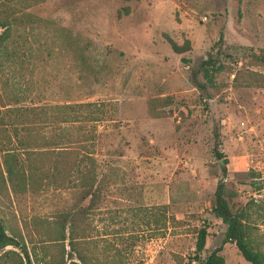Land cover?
<instances>
[{"label":"rangeland","instance_id":"rangeland-1","mask_svg":"<svg viewBox=\"0 0 264 264\" xmlns=\"http://www.w3.org/2000/svg\"><path fill=\"white\" fill-rule=\"evenodd\" d=\"M28 11L0 51V95L46 106L44 131L73 138V151L35 158L43 186L1 202L20 246L1 247L0 264H29L24 246L31 264L63 252L70 263L68 241L52 240L63 213L79 214L90 264H202L219 247L225 264H252L213 212L225 176L214 147L217 130L233 203L263 207L264 248V0H46ZM66 103L83 107L56 106Z\"/></svg>","mask_w":264,"mask_h":264},{"label":"trees","instance_id":"trees-1","mask_svg":"<svg viewBox=\"0 0 264 264\" xmlns=\"http://www.w3.org/2000/svg\"><path fill=\"white\" fill-rule=\"evenodd\" d=\"M45 1L0 0V28L3 29L0 34V51L7 48L9 39L18 29V25L22 24L21 19L25 15H29L28 9ZM222 40L223 37L220 38V41ZM172 47L175 52H182L175 44H172ZM255 57L264 63V54L255 55ZM211 60L209 58L202 62L201 69L205 76H209L210 69L215 67ZM216 69L218 70V66ZM56 106H60L62 109H74L75 107H83V104L66 103ZM50 114L52 113L47 111L46 106L12 105L5 102L3 96L0 95V205L11 192H26L36 189L39 184L43 186L48 175L42 166L37 165L35 158L49 157L50 152L72 153L73 150H69L67 141H71L73 138H69L68 135L64 140L61 137L50 138L44 131L52 118ZM215 139L214 154L225 163L223 173L226 176L228 173L226 165L229 163V159L221 149V134L217 130L215 131ZM59 158L54 163L57 176L61 175L63 168L59 167L61 165ZM88 173L86 179H89L88 181L93 185L95 182L94 175H96L94 166L88 169ZM225 176L216 187L213 212L227 225L226 239L236 243L243 257L252 264H264V248L260 229L254 218V214L259 213L263 207L256 204L255 201L244 206H236L229 196ZM164 209H167V205L164 206ZM63 214L60 216V236L52 240L63 241V243L68 241V256H70L71 261L67 263L65 252H63L61 257H52L47 264H90L81 246V218L79 214ZM173 220L176 221L177 219L173 217ZM198 234L196 252L199 254L206 250V230L200 229ZM10 244L20 246L18 237L11 236L7 232L4 221L0 217V249ZM24 248L28 262L31 264L30 254L26 246ZM221 248H217L208 255L202 264H225L224 258L219 254Z\"/></svg>","mask_w":264,"mask_h":264}]
</instances>
